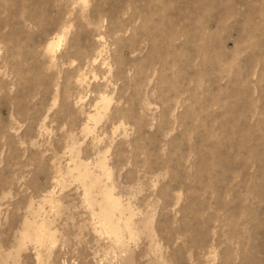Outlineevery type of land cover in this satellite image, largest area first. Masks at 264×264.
<instances>
[{
    "label": "rangeland",
    "instance_id": "1",
    "mask_svg": "<svg viewBox=\"0 0 264 264\" xmlns=\"http://www.w3.org/2000/svg\"><path fill=\"white\" fill-rule=\"evenodd\" d=\"M0 264H264V0H0Z\"/></svg>",
    "mask_w": 264,
    "mask_h": 264
}]
</instances>
